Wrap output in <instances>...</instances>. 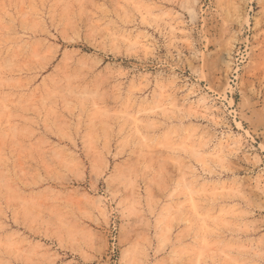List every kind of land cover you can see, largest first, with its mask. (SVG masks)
Returning a JSON list of instances; mask_svg holds the SVG:
<instances>
[{"label":"rangeland","instance_id":"rangeland-1","mask_svg":"<svg viewBox=\"0 0 264 264\" xmlns=\"http://www.w3.org/2000/svg\"><path fill=\"white\" fill-rule=\"evenodd\" d=\"M0 264H264V0H0Z\"/></svg>","mask_w":264,"mask_h":264}]
</instances>
